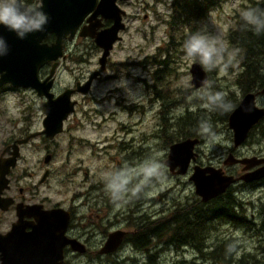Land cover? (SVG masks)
Masks as SVG:
<instances>
[{
	"label": "rangeland",
	"instance_id": "374dc122",
	"mask_svg": "<svg viewBox=\"0 0 264 264\" xmlns=\"http://www.w3.org/2000/svg\"><path fill=\"white\" fill-rule=\"evenodd\" d=\"M173 0H130L121 4L129 14L125 19L126 30L121 31L119 40L111 53V62L115 71L122 72L123 78L116 85L117 91L111 98L105 97L107 89L112 87L109 82L97 83L93 90V97L78 99L76 112L64 123L65 134L60 135L57 142V157L54 167L60 168L61 164L69 159V166L74 167L77 160V236L84 235L90 229L89 223L99 221L93 214L94 208H102L108 212L105 202L109 196L104 189L103 175L122 166L139 165L148 158H155L164 166L163 179L154 181L144 188L138 196H134V204L129 208L137 207V201L143 199L147 211L155 210L158 215L168 219L175 204H185L199 198L194 192V185L188 176L192 171L189 168L187 175H177L168 170L165 165L169 144L186 138L187 135L198 137L200 142L195 148L198 152L196 163L202 166H214L227 169V173L235 176L242 173L236 166H224L223 160L227 157L232 147V132L223 122L220 114L213 107L205 106L208 93L222 92L226 102L231 105L242 97V90L236 85V78L242 71L241 62L237 61L240 51L233 47L228 40V32L234 26L237 17L254 0H222L218 6L210 10L205 18H188L183 23L182 17L176 19V25L169 24L173 9ZM258 1V0H256ZM29 5L37 6L40 0H25ZM145 15L147 18H144ZM195 33L218 37L217 47L221 49L216 57L215 67L207 70L209 76L206 84L195 88L191 84L190 66L199 59L186 56L183 49L184 42ZM78 52L82 56H94L98 51L92 49L89 41L80 40L70 43L67 47V57ZM90 54V55H86ZM163 61V62H162ZM130 62L122 67L119 63ZM135 62V64H131ZM140 62L141 67L137 65ZM200 63V62H199ZM76 62L67 58L60 66L56 85L52 89L56 94L69 82H72L77 70H73ZM93 65L86 66L85 70L92 69ZM140 69L142 70V74ZM157 71L156 79L153 72ZM113 73V71L109 72ZM145 77L146 84L140 83L137 76ZM122 76V74L120 75ZM156 83V91L151 85ZM0 93V149L2 143L16 137L20 131L23 115L30 118V131H37L41 127L44 116L40 101L35 90L22 88L16 90L5 89ZM170 99L174 104L168 107ZM110 102V103H109ZM140 103V104H139ZM257 104L264 106V95L257 97ZM233 109V106H232ZM28 110V113L27 111ZM115 112V118H111ZM184 117V120L183 119ZM207 122L211 130L219 139L213 142L210 137L202 134L201 123ZM257 133V132H256ZM252 134L248 143L242 145L238 153L245 156L254 154L264 155V137ZM77 136V139L75 138ZM167 137H170L167 139ZM32 144L23 147V160H32L34 165L43 155V149L36 147L42 144L38 139H33ZM69 149V151H68ZM34 180L37 181L41 170L34 168ZM50 179L41 189L53 202L64 198L68 201L76 190L75 185L68 186L61 183V177ZM93 187V189L90 188ZM233 191L243 202L247 211L249 227L230 223H215L213 231L206 235L207 248L199 252L193 246L166 245L163 241L150 248L157 251L155 262L157 264H224L217 260H209L210 246L223 241L226 250L233 249L232 264H237L242 258L249 264L255 260L264 264V182L261 183H235ZM89 192L87 197L80 193ZM127 201V200H126ZM141 205V204H140ZM118 204L115 211L120 208ZM127 208V205L124 206ZM142 214L140 210L135 215ZM115 215V214H114ZM106 216L102 222L107 220ZM111 218V217H110ZM125 219H120L119 225L123 227ZM95 234L90 243L91 250L85 254L77 253V264H149L146 254L134 252L129 245H125L110 260L101 262L96 243L105 235ZM167 238V235L162 238ZM158 240L153 239L155 245ZM95 245V248L94 246ZM255 257V258H254ZM135 259V263H133Z\"/></svg>",
	"mask_w": 264,
	"mask_h": 264
},
{
	"label": "water",
	"instance_id": "95a60500",
	"mask_svg": "<svg viewBox=\"0 0 264 264\" xmlns=\"http://www.w3.org/2000/svg\"><path fill=\"white\" fill-rule=\"evenodd\" d=\"M48 16V23L43 31L32 32L21 39L13 31H9L0 25V37L6 42V54L0 55V86L9 84L13 87L31 88L35 90L38 97L43 98L44 117L42 119V129L28 134L24 139L18 140L12 145V155L0 157V187L5 186L7 178L5 175L11 166H14L18 156V144L28 141L30 138L43 134L48 139H53L55 135L63 131V122L69 114L73 112L75 100L71 96L74 92L87 94L89 91L92 75L88 80L76 89L65 88L55 95L51 88L53 86V75L57 66V60L64 55V40H72L78 26L84 18L90 14L86 20L87 26L82 28L81 35H86L94 40V43L102 50L99 59L103 64L107 59L115 42L121 40L119 32L125 29L122 17L125 11L117 4V0H40L37 5ZM98 16H100L98 18ZM101 19H112L110 27L98 30L101 26ZM49 34H53L55 39L46 41ZM48 62H53L50 72L43 80L39 77V70ZM191 84L195 88L204 86L208 79V74L203 66L195 61L190 66ZM264 95V86L260 89ZM256 94L245 93L236 107L230 112L227 125L232 131L233 146H239L248 137L251 128L264 117V107L256 104ZM199 142L198 138H186L182 141L172 143L169 146L165 165L169 171L175 174L184 175L192 166L189 180L194 185V192L202 202L223 194L237 179L244 182H251L264 178V158L245 157L234 158L229 154L225 163L239 162L245 164L244 172L239 177L224 173L220 168L214 166H202L196 163L197 152L195 146ZM49 156L45 157L48 161ZM261 164L259 168L249 171L248 168ZM53 210L45 211L46 215H41V224L33 231L34 238L25 236L19 238L16 243L24 245L39 244L45 249L48 255L45 257H28L23 264H59L61 250L65 244H71L77 248L78 253H85V245L74 239L66 238L65 232L68 215H55ZM54 214V215H53ZM124 231L116 230L110 232L101 253L113 252L120 245ZM5 240H0V245L15 244L12 234H6ZM10 238V239H9ZM10 250L3 251L8 254ZM35 253L40 251L33 250ZM13 261V257H4L3 264Z\"/></svg>",
	"mask_w": 264,
	"mask_h": 264
},
{
	"label": "flooded vegetation",
	"instance_id": "af4514ba",
	"mask_svg": "<svg viewBox=\"0 0 264 264\" xmlns=\"http://www.w3.org/2000/svg\"><path fill=\"white\" fill-rule=\"evenodd\" d=\"M128 1H130V0H117V4L121 7L122 3L128 2ZM25 3H27V2H25ZM89 15L90 14H88L84 18V20L81 22V24L78 26L72 40H68L67 38L64 40V45H65L64 46V55H63V57H61L57 60V66L55 68V72L53 75V78H54L53 86L51 88V91L53 92L52 89L56 85V77H57L58 70H59L60 66L63 64V61H65L67 58H69L70 60L76 62L77 67H74L73 70H77V75L73 77L71 83L69 82L67 85H65L58 93L63 91L65 88H69V87L72 89H76V87L78 88L80 85H82L83 83H85L88 80L89 76L92 75V79L90 82V86H89L90 88H89L88 93L87 94H81L80 92H74L72 94V96H71L72 100L76 101V103L74 105V110H73V112H71L69 114L67 119L64 120L63 131L61 133L55 135V137L53 139H48L43 134H38L37 136L30 138L28 141L18 144V156L16 157L15 164H14V166H11L9 168V171L5 175V177L7 178L6 185L5 186L1 185V187H0V240H2V239L5 240L6 234L11 232L12 239H10V238L9 239H10V241L13 240L15 242V244H11V245H9V244L8 245H5V244L0 245V264H3V258L4 257H13L14 258V262L10 261V262H8V264H23L28 257H35V258L43 257L45 249H43L41 245H39V244L24 245V244L16 243V241L19 238H24L25 236H27V237L31 236L32 238H34L33 231L36 227L40 226V224H41L40 217H41V215H46V213H44L45 211L53 210L55 215H61V216L62 215H68V221H67L66 229H65V232L63 233V235L66 238L74 239L76 241L78 239L80 242H82L86 248L85 253H87L91 250L90 243L93 240L95 234L101 235L100 232H102L105 235V237H103V236L101 237L99 242L96 243L97 249L94 250L100 254L99 258H100L101 262H105L106 260H110V257H114L125 245H129V247L132 248V250L134 252L138 251V252L144 253V251L141 249V246H140L142 244H138L136 242V240L131 239L129 235L135 234L140 229H143L146 221L161 220L163 218L162 215H158V213L155 210L147 211L145 206L143 205V203H144L143 199L142 200L139 199L136 202L137 207L135 206L133 208V206H132V208H129L128 205H130V204L132 205L135 203V199L133 198L134 196H131V194H129V196L126 198V200H127L126 202H120L119 203L121 205V207L118 208L116 211H115L114 207L118 204L114 203L111 200L110 196H106L105 198L107 199V202H105V204H106V207L108 208V212L104 213L102 211L103 210L102 208H100V209L94 208L95 211L92 212L91 215H93V214L97 215V217L99 218V221H95V222L88 224L90 226L91 230L84 233V235L86 237H84L82 235L77 236V181L74 180V177L77 176V160H76V164L74 167L69 166V159H66V161H64L61 164L60 168L54 167V162H55V159L57 157V149H58L57 142H58V139L60 138L59 136L65 134L64 123H66L69 120L70 116L74 112H76V107L78 105V99L79 98H82V100L84 101V99L86 100L89 97H93L94 86L97 83H105L108 81L109 84L112 85V87L107 89V91H108L107 94L105 95V97H101V100L111 98L110 102H112L113 101V93H114V91H117V89H118V87L116 85L118 84V81L122 80L123 75H125L119 71L114 73L116 68H114V64L111 62V59H110L111 53L113 52L115 44L118 41L114 43L113 48L110 51L109 55L107 56V59L105 60L103 67H102V64L99 61V59L102 56V50L94 43V40L91 37L80 34V32H82V28L84 26H87L86 20H87ZM128 15L129 14L125 11V15L122 17L123 22H125V19L128 17ZM99 17L100 16H98V18ZM144 18H147V16L145 15ZM112 23H113L112 19H101V26L98 28V30L108 28L112 25ZM126 28L127 27L125 26L124 30H126ZM124 30H122V31H124ZM54 39H55L54 35L49 34L46 41L51 42ZM80 40L89 41L91 48L96 49L98 51L97 53H99V54H97V55L95 54L94 56H90V57L82 56L80 54V52H78L79 47H77V54L75 56L73 54H70L67 57V51L66 50H67L68 45L70 43H73V42H77V45H78V42ZM86 55H90V54H86ZM129 63L130 62H124V63H119L118 65L125 67V66L129 65ZM52 64H53V62H48L47 64H45L44 66H42L40 68L39 77L41 80H43L44 78H46L48 76ZM91 64L93 65V68L85 70L86 66L91 65ZM131 64H135V62H133ZM137 65H139L141 67L140 62H137ZM110 71L111 72L113 71V73L112 74L109 73ZM140 71H141L140 74H142L141 69H140ZM121 74H122V76H120ZM152 74H153V77L156 79L157 78L156 74H158V72L155 71ZM207 74H208V72H207ZM208 76H209V74H208ZM137 80L140 82L137 86L140 88H141V85H140L141 81H143L144 84H146L145 77H142V79H141V76L139 75V76H137ZM151 86L156 91L161 90L160 88L158 89L156 83H154V82L152 83ZM19 88L13 87L9 84H5V85L0 86V93L6 91L5 89L16 90ZM251 92L256 94L255 99H256V104H257V97H258V95L261 96L262 94L260 93V90H254ZM58 93H56V94L54 93V94L57 95ZM93 99H95V98L93 97ZM41 102L42 101H40V104H41ZM173 102H174V100L170 99V103L168 104V107L175 103V102L174 103ZM258 106H261V105H258ZM26 111L28 113V110H26ZM42 111H43V107H42ZM112 113H113V116L111 118L114 119L116 117L115 112H112ZM218 113H221V111H218ZM227 119H228V116H227ZM21 120H22V123H24V125H22V127L20 128V131L17 134V136L13 137L11 139H8L2 143V148L0 149V157H1L2 152L4 150H6V152L2 155V157L11 156L12 154L10 152H13L12 145L14 143H17L18 140L24 139L28 134H30L32 132L40 131L42 129V124H41V127L39 130L30 131L31 130L30 129V123L31 122H30V118H29V116H27V114L23 115L21 117ZM182 120L185 121L184 117ZM261 120L259 122H263ZM222 121L227 122V120H222ZM41 122H42V120H41ZM258 123H256L251 128L245 142H243L241 145L236 146V147L232 145V147L229 149V151L227 153V157L229 154H232L234 156V158H238V159H242L245 157H257L260 159L264 158V155H262V154H254L251 156H245V155H241L238 153V150L240 149V147L242 145H245L248 143L249 138H251L253 136L252 134L257 132L256 134L260 135L259 130H260V124H262V123H260L259 125H258ZM260 136L264 137L262 135H260ZM38 138H39V142H42V144L36 145V147H38V148L40 147L44 151L42 158L40 159L41 164L38 161L36 163V165H34L32 160H28V161L25 160V164L20 167L21 161H24L23 160V153H22L23 147L31 145L33 142L32 140L38 139ZM75 138L77 139V136ZM169 138L170 137H167V139H169ZM186 138H198V137H193L191 135H187ZM186 138H184V139H186ZM184 139H181L179 141H182ZM179 141H174L172 143L179 142ZM199 142H200V139H199ZM199 142L196 144L195 148L198 146ZM172 143H170L169 146ZM232 144H233V140H232ZM68 151H69V149H68ZM197 154H198V152H197ZM46 156H49L47 162L45 161ZM197 157H198V155H197ZM227 157L223 160L224 166H233L234 165V166L238 167L240 169V171H242V173L235 176V174H233L231 172L227 173V169H224L221 167H216V168H220L224 173L233 175L236 178L239 177L240 175H242L244 172H246V169H244L245 164H241L239 162L225 163V160L227 159ZM260 165L257 164L255 166H252V167L248 168V170L249 171L255 170V169L259 168ZM138 166H139V164L136 163L134 165H129L128 167L136 168ZM34 168H37L38 170H41V172H42L41 175L39 176V178L37 179V181L34 180V173H33ZM56 172H59L58 175L61 177V180H62L61 183H65L68 186H71L74 184L76 187V190L73 191V193H72V195L68 201H66L64 198H62L59 201L53 202V200H51V198L48 195H46L44 193V191L41 189V187L43 185H46L50 179H52V178H54V176H56ZM187 173L184 175H187ZM188 178H189V176H188ZM237 182L242 183L244 181L237 179V181L235 183H237ZM251 182H254V183L256 182L257 184L258 183L263 184L264 178H262L260 180L251 181ZM235 183L232 184L230 187H233L235 185ZM245 183H250V182H245ZM101 186H104V184H101ZM90 188L93 189L92 186H90ZM88 193L89 192L80 193L79 196L84 195L85 197H87ZM125 205H127L126 209L124 208ZM139 210H140V212H142V214L135 215V213H138ZM106 216H108L107 220L105 222H102V220ZM120 219L126 220V223L123 225V227H121L118 224ZM116 230H122L125 232L120 245L113 252L101 253L100 251L103 249L109 233L116 231ZM171 231H172V228L170 229V232ZM156 240H158V242L155 245H153V244L149 245V247L157 246V244H160L162 241L166 245L173 244L174 246H177L172 242V240L169 238V236H167V238H165L163 240H162V238H159ZM92 246H94V248H95V245H92ZM182 246H184V247L190 246L191 247L192 245L186 244V245H182ZM5 249L10 250L8 252V254L3 253V251H5ZM33 250H37L40 252L37 254L36 252L34 253ZM61 253H62V255H61V259L59 260V264H77V253H78L77 248L73 247L71 244H65L62 247ZM85 253H78V254H85ZM47 255L48 254L45 253L44 256L46 257ZM132 261H133V263H135V259H133ZM146 261L149 262V264L151 263L148 259ZM113 263L116 264L115 258L113 259Z\"/></svg>",
	"mask_w": 264,
	"mask_h": 264
},
{
	"label": "trees",
	"instance_id": "16d2710c",
	"mask_svg": "<svg viewBox=\"0 0 264 264\" xmlns=\"http://www.w3.org/2000/svg\"><path fill=\"white\" fill-rule=\"evenodd\" d=\"M222 0H173L171 7L173 9L171 21L169 24L174 27L176 19L182 17L183 23L189 17L194 19L205 18L207 13L219 5ZM248 9H264V0H254L250 3ZM245 10V11H246ZM229 42L240 51L237 61L241 62L242 71L236 78V85L242 90V96L249 91L260 90L264 86V32L256 34L251 25H248L242 18V14L237 17L234 26L228 32ZM207 71V70H206ZM240 101V100H239ZM232 104L233 108L239 103ZM216 112L220 109L213 107ZM232 110V109H231ZM220 114L221 120H227L228 113ZM260 123L259 134L264 136V118ZM193 136V133L192 135ZM264 212V211H263ZM248 214L242 201L238 199L233 191V187L228 188L223 194L202 202L200 198L193 199L185 204H175V207L168 214V219L146 221L144 228L135 234L129 235L135 239L138 244H142L141 249L146 254L150 264H157L155 257L157 251L149 247L153 239L169 236L172 242L179 246L192 245L199 252L207 248L206 236L213 231L215 223H230L233 227L243 225L249 227L247 220ZM172 231L170 232V229ZM206 231V235H205ZM226 243L217 242L210 246L209 260H217L220 263L232 264L231 255L233 249L226 250ZM255 258V257H254ZM213 262L212 264H216ZM237 264H249L244 258ZM253 264H261L255 260Z\"/></svg>",
	"mask_w": 264,
	"mask_h": 264
},
{
	"label": "clouds",
	"instance_id": "9594fccd",
	"mask_svg": "<svg viewBox=\"0 0 264 264\" xmlns=\"http://www.w3.org/2000/svg\"><path fill=\"white\" fill-rule=\"evenodd\" d=\"M243 20L251 25L256 34L264 32V9H248L242 13ZM48 23V16L38 6L29 5L25 0H0V25L13 31L21 39L28 34L43 31ZM218 37L201 33H195L184 42L183 49L188 58L199 59L200 64L211 70L215 67L216 57L221 49L217 45ZM6 42L0 37V55L6 54ZM207 107H216L222 112L232 109L230 102H226L225 94L222 92L208 93L206 96ZM202 134L210 137L215 142L219 139L211 130V125L202 122ZM164 166L155 158H148L138 167L116 168L103 175L105 192L114 203L126 202V198L138 196L144 188L154 181L163 179ZM231 250V246H230Z\"/></svg>",
	"mask_w": 264,
	"mask_h": 264
},
{
	"label": "bare ground",
	"instance_id": "6f19581e",
	"mask_svg": "<svg viewBox=\"0 0 264 264\" xmlns=\"http://www.w3.org/2000/svg\"><path fill=\"white\" fill-rule=\"evenodd\" d=\"M19 88V87H18ZM230 114V113H229ZM179 175V174H178Z\"/></svg>",
	"mask_w": 264,
	"mask_h": 264
}]
</instances>
